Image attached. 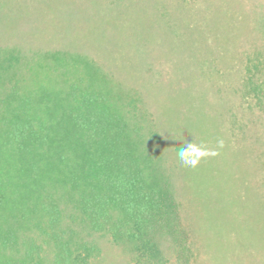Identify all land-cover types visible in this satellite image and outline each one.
Returning a JSON list of instances; mask_svg holds the SVG:
<instances>
[{"label": "trees", "instance_id": "1", "mask_svg": "<svg viewBox=\"0 0 264 264\" xmlns=\"http://www.w3.org/2000/svg\"><path fill=\"white\" fill-rule=\"evenodd\" d=\"M160 1L162 10L153 7L156 26H90L102 37L92 42L109 52L107 41L127 47L137 41L132 33L146 47L147 62L161 48L170 53L172 76L186 80L183 51L201 66L204 54L196 50L203 46L196 47L199 38L189 26H179L178 9L172 12ZM250 65V73L255 68L262 78L261 87L252 82V90L261 92L264 54ZM100 67L69 50L28 54L19 46L0 48V264H103L101 242L107 237L138 263L148 261L144 253L150 252L149 261L159 264L157 242L168 236L183 249L172 227L179 207L169 144L138 108V93L123 94ZM166 112L177 128L173 105ZM206 212L202 219L208 222ZM256 234L264 237V229Z\"/></svg>", "mask_w": 264, "mask_h": 264}, {"label": "rangeland", "instance_id": "2", "mask_svg": "<svg viewBox=\"0 0 264 264\" xmlns=\"http://www.w3.org/2000/svg\"><path fill=\"white\" fill-rule=\"evenodd\" d=\"M164 1L170 11L178 9L179 26L196 32V47L203 46L196 50L204 54L201 66L191 64L194 54L183 51L180 61L185 74H181L186 80L172 76L170 53L161 48L147 62L146 47H139L140 38L132 33L137 41L127 47H123L127 42L107 41L113 49L109 52L103 43L92 42L102 37L90 26L103 30V26H141L142 21L143 26H156L153 7L162 10L160 0H0V48L19 46L28 54L82 53L121 84L123 94L138 93V108L169 144L178 196L179 213L172 227L179 230L183 249L174 235L157 242L159 264H264V237L256 238L264 229V90H252V82L261 87L262 78L255 68L250 73V62L264 54L260 27L264 26V0ZM66 26L72 28L64 32ZM171 105L180 116L174 123L177 128L166 120ZM188 143L216 154L199 159L196 167L185 166L176 151ZM202 210L208 222L202 219ZM109 240L101 242L107 255L103 264H154L150 252L144 253L148 261L138 263Z\"/></svg>", "mask_w": 264, "mask_h": 264}, {"label": "clouds", "instance_id": "3", "mask_svg": "<svg viewBox=\"0 0 264 264\" xmlns=\"http://www.w3.org/2000/svg\"><path fill=\"white\" fill-rule=\"evenodd\" d=\"M219 146L223 147V141H218ZM179 159L185 166L196 167L199 159L208 155H215L216 153H209L202 146H197L193 143H188L186 147L180 148L178 151Z\"/></svg>", "mask_w": 264, "mask_h": 264}]
</instances>
